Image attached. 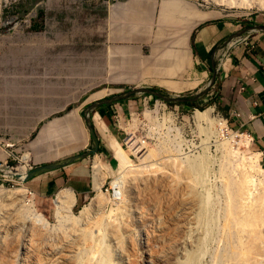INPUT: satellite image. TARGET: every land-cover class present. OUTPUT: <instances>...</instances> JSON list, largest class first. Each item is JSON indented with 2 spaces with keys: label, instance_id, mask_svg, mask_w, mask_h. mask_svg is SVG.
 <instances>
[{
  "label": "rangeland",
  "instance_id": "obj_1",
  "mask_svg": "<svg viewBox=\"0 0 264 264\" xmlns=\"http://www.w3.org/2000/svg\"><path fill=\"white\" fill-rule=\"evenodd\" d=\"M113 1L124 3L128 0ZM164 1L159 0L155 11L130 7L115 14L112 30L121 36L130 37L131 34L133 41L143 44H140L139 51L122 55L131 56L132 59L120 57L112 61L107 70L103 64L95 71L94 30L99 23V16L104 19L106 12L95 9L97 0H0V144L14 151L6 167L9 166L13 173H18L27 165L36 167L46 161L45 154L48 151L54 153L56 161L65 159L62 156L70 151L61 147L66 139L63 131L45 134L43 131L73 109L81 111L79 133L81 136V130L85 129L89 140L85 150L77 153L81 154L93 147L83 113L96 101L134 88H150L172 97L186 98L205 90L212 76L199 87L183 90L174 89L173 86L185 85L188 80L179 76L165 79L163 76L165 67L158 62L163 56L176 51V43L180 42L177 36L179 27L176 26L185 24L188 14L180 7L165 5ZM181 1L183 4H194L199 11H224L235 19L264 16V7L260 5L247 9L224 6L218 0ZM124 71L130 72L134 78L129 80L115 75ZM100 93L104 94L95 97ZM207 98L192 106L166 103L146 95L125 101L134 115L117 122L112 132L106 134L116 138L137 165L142 164L140 159L143 156L134 154L129 139L132 137L148 142L149 149L157 152L150 162H165L160 171L152 174L150 182L140 172L134 175L132 183L125 181L120 175V160L118 162L115 159L109 139L98 128L96 121L103 143L97 155L83 161L89 164L94 177L96 172L104 171L106 188L113 183L116 192L125 185V200L121 199V194L109 197L101 188L92 194L86 204L72 209V212L62 208L57 210L56 205L53 206L55 213L53 211L51 216L44 215L47 223L39 225L36 222L42 210L35 194H31L33 192L27 184L18 185L19 180L6 174L0 186L4 184L3 189L14 192L22 189L24 197L22 201H17L16 208L12 204L0 203V264H24L27 246H41L40 250L46 251L53 243L73 239L77 235L76 229L85 225L82 217L86 210L92 214L100 212L97 218H104L102 223L101 219H97L87 225L92 230L86 227V231H90V236L95 239L98 230L106 227L110 230L107 239L114 244L112 234L115 235L116 220L120 223L123 241L114 247L113 258L116 261L109 264H181L180 250L189 231L185 225L186 229L183 230L181 217L183 219L187 202L194 198L188 194L200 192H207L209 207L205 209L208 220L197 225L199 236L202 240L205 238L207 251L199 264H264V172L256 173L241 166L243 158L231 160V144H234L233 147L238 145L233 140L232 143L223 142V134V137H218L220 129L216 122H201L197 119L198 112L209 109H213L214 119H227ZM69 106L72 109L69 110ZM233 133L239 132L229 121L227 139ZM242 149L247 157L255 153L250 145ZM26 157L29 158L27 162ZM98 159L107 166L101 172L97 167ZM260 164L264 169L261 156ZM195 166L206 168L207 176L203 181L207 180L208 189L205 192L193 174ZM233 170L238 178L247 172L255 180L254 194L245 210H241L237 199H234V180L229 175ZM190 185L191 189L188 188ZM105 195L113 201L109 202ZM198 205L193 207L196 213L198 209H204ZM5 213L12 215L5 217ZM170 214L180 222L173 224L164 234L154 231ZM142 217L147 219L145 224L139 221ZM21 218L26 221L22 223ZM74 219L78 221L74 222ZM150 228V254L153 250L161 251L165 244L170 249L158 253L153 263L144 251L147 242L144 233L148 234ZM201 228L209 237L204 235ZM135 231L140 236L136 237ZM132 241L137 245V251L131 250ZM99 244L101 246V242ZM83 245L81 253L75 254L78 261L70 264L79 263L82 256H87L88 246ZM33 261L30 258L29 263L33 264Z\"/></svg>",
  "mask_w": 264,
  "mask_h": 264
},
{
  "label": "crops",
  "instance_id": "obj_2",
  "mask_svg": "<svg viewBox=\"0 0 264 264\" xmlns=\"http://www.w3.org/2000/svg\"><path fill=\"white\" fill-rule=\"evenodd\" d=\"M164 3L167 6L180 7L188 12L186 23L176 26L179 27L177 36L180 40L176 43V51H172L174 54H170L171 56H163L158 62L165 67L166 72L163 74L165 79L179 76L189 81L182 86H173L174 89L183 90L201 86L208 77L213 75L212 55L217 47L225 45L231 36L246 28L247 24L249 26L254 24L264 26V16L235 19L234 16L225 14L224 11H199L190 2L183 4L181 0H165ZM158 5L159 0H128L124 3H114L113 0H97L95 9L106 12L104 19L99 16V23L94 30L95 71H98L103 64L107 70L112 61H117L120 57L126 60L132 59L131 56L122 55L139 51L140 44H143L141 41H133L131 34L130 37L128 35L121 36L112 30L115 14L130 7L138 8L141 11H155ZM251 38L256 44L252 51H247L243 45L235 43L236 39L217 52L215 57L217 80L207 99L221 110V113L229 119L237 132L249 139L245 148L250 145V148L255 152L253 156H261L264 161V32H253ZM115 75L129 80L134 78L127 71ZM122 79L118 78V80ZM103 94L100 93L95 97H100ZM70 107L72 106H69L68 109ZM130 110L131 107L127 106L124 101L115 106L101 107L92 113L91 117L100 139V146L103 143V137L97 131L96 121L98 120V128L103 133H111L117 122L125 121L134 115ZM80 120L81 111L73 109L64 118L55 120L43 131L44 134L50 131H63L66 139L61 147L68 148L70 151L62 156L66 157L65 159L77 155L89 145L85 129L81 130L80 136L78 129ZM107 137L114 150L115 159L119 162L118 155L120 148L123 147L113 136L107 135ZM41 147H43L42 144ZM7 148L0 144V181L6 177L4 168L14 153L13 150H7ZM124 152L127 155L125 150ZM45 155L46 161H43L41 165L59 162L55 160L54 153L48 151ZM97 162L103 164L101 159H98ZM25 168L34 167L27 165ZM19 171L22 172L23 169ZM103 173L104 171L96 172L94 177L89 164L83 161L38 176L26 184L35 194L42 214L51 216L55 205L58 210L61 209L59 207L61 204L72 205V209L86 204L92 194L104 186L107 177L104 178Z\"/></svg>",
  "mask_w": 264,
  "mask_h": 264
},
{
  "label": "bare ground",
  "instance_id": "obj_3",
  "mask_svg": "<svg viewBox=\"0 0 264 264\" xmlns=\"http://www.w3.org/2000/svg\"><path fill=\"white\" fill-rule=\"evenodd\" d=\"M218 1L220 2L221 5H224V6L227 5V6L247 8V9H252L254 5H260L261 7H264V0H218ZM212 112H213V109H209L205 112H198V113L196 112L197 113L196 117L201 122L202 121L203 122H210V121L216 122L220 129L218 137L220 138L223 137L222 136L223 134L224 135V138L222 139L223 142L232 143V140H233L238 145V147L237 146L233 147L234 144H231L232 147H230V159L235 160L238 157L243 158V161H241L242 163L240 164L241 166L243 165L246 168L248 167L249 169H251L252 171H255L256 173L264 172V169L262 168L260 164L259 156L247 157L246 155H244V153H242L243 152L242 147H246L248 145L249 139L247 137H244V135L239 137L235 133H233V136L231 138L227 139L226 137V131H228L227 122L223 119H214L212 116ZM238 137L241 139L236 140V138ZM131 142H133V145H134L138 143V140H135L134 138H132V141H130V143ZM204 143L206 144V142ZM156 153L157 152L155 150L149 149V146H147V151L144 153V155H142L143 158L140 159L142 164L137 165L129 156H127L128 154L127 155L125 154L123 148H120V154L118 155L119 156L118 158L121 163L120 165L122 167L120 175L123 176V178H125V181H127V183L129 184L133 182L134 175L140 172L141 174L147 176V182H150L151 180L150 177L152 176V174H154L157 171H160L162 166L165 164L163 160H157L155 162H150V159L154 158L156 156ZM28 159L29 158L26 157L25 161L27 162ZM97 165H98L97 167L99 168V172L104 170L105 168L104 164H102L101 162H98ZM238 168H240L239 165H238ZM22 169L23 171L22 172L18 171V173L22 176V178H25L28 170L25 167H23ZM193 171H194L193 174L196 176V180L200 181L201 188L204 190V192L205 190L207 191L208 189L207 180L203 181L207 176L206 168L203 166V169H202V167L199 168L198 166H195V169ZM6 174L13 175L14 173L10 169H7ZM229 175H230V179L234 180V182H232L234 184V189H235L234 199H237L240 209L245 210L248 207L249 202L251 201V197L254 194L253 192V188L255 186L254 177H252V175L248 174L247 172L245 173L243 172L242 177L238 178L235 176L234 170L231 171ZM188 188L191 189L192 186L190 185L188 186ZM99 190H101V187L99 188ZM23 193L24 192L22 189L14 192V191H7L3 189V187L0 186V203L12 204V205H15V208H16L18 206L17 201H22L24 197ZM205 193L200 192L196 194L194 193L188 194L190 196H193L194 198H191L187 202V204L184 207L185 212L183 214L184 215L183 219L181 217V220H182L181 223L183 226V230H185L186 227L189 228L187 237L183 239V246H182L183 248L182 250H180L181 252H180L179 258L181 257V260H182L181 264H199L201 263V260L203 259L204 255L206 254L205 252H207L205 250V245H206L205 238L202 240V238L199 236L200 234L197 228V225L199 224V222L205 223L208 220L207 211L205 209L208 210L209 199L207 198V192ZM120 194H121V199L125 200L126 199L125 185L121 187V191H116L114 196L117 197ZM105 196H106L105 198L109 202L113 201V199L109 198L107 195ZM202 199L204 202H202ZM197 204L202 205V208L204 209H201V210L198 209L199 211L196 213L195 211H193V207L196 206ZM59 207L62 208L63 210H66L67 212H72V205L61 204L59 205ZM99 213L100 212L96 214L94 213L92 214L90 210H86L83 213V217H82L84 219L83 221L85 225H83L79 229H76L78 230L77 235L74 236L73 239H69V240L66 239L64 240V242H61L59 244L53 243L51 246L48 247V250L46 251H41L40 250L41 246L37 248H34L31 245L29 247L27 246V248L25 249V257H24L25 263L30 264L29 260L30 258H33L34 259L33 264H70L74 261H78L76 260L75 254L77 252L81 253L82 243L88 246V249H87L88 252H86L87 256L85 258L83 256L81 257L82 259V261L80 260L81 263L75 262L73 264H109L111 261L112 262L116 261V259L113 258V255H114L113 251H115L114 247L118 246L123 241V234L121 232L120 223L117 222L116 220V224H115L116 227L114 226L115 235L114 233L112 234L114 244H112V242L108 241L107 239L109 237L108 232L110 230L106 227L98 230L99 234L96 239L94 236H90V233H89L90 231H86V227L89 230H92V227L89 228L87 225H89L94 220L101 219V223H102L104 218H97ZM10 215L12 214L5 213V217H8ZM102 216L103 215L101 214V217ZM171 216L172 215L170 214L167 217H165L162 225L160 227H155L154 231L164 234V232L166 230H169L173 224L180 222L179 219L177 222ZM21 219H22V223L26 221L24 218H21ZM37 219H38V222L36 223L39 225H44L45 223H47V220L45 219L42 213L38 214ZM146 220L147 219H145V217H142L140 218L139 221L142 224H145ZM73 221L76 222L78 220L74 219ZM184 225L186 227H184ZM201 229L204 232V235L209 237L208 236L209 234H207V232L205 233L203 228ZM150 230L151 228L149 229L148 234L144 233L147 235V242H146V246H144L145 247L144 251H145L146 257L149 258L153 263L158 253H164L170 249L168 248L169 246L165 244V247L161 251L156 252L153 250L152 254H150L151 252V249H149V246H150L149 241H151ZM134 233L136 237L140 236L138 232L135 231ZM159 240H161V238L158 239V241ZM100 242H101L102 247L99 244ZM132 242L134 243V241ZM70 247H75V248L70 249ZM131 250L137 251V245L135 243L131 245ZM32 254H34V256H32Z\"/></svg>",
  "mask_w": 264,
  "mask_h": 264
},
{
  "label": "water",
  "instance_id": "obj_4",
  "mask_svg": "<svg viewBox=\"0 0 264 264\" xmlns=\"http://www.w3.org/2000/svg\"><path fill=\"white\" fill-rule=\"evenodd\" d=\"M253 32H264V26L253 25V26H249L247 28H244L240 32L231 36L225 45H223L221 47H217L215 49V51L212 55L213 75H212V78H211L209 84L207 85V87L205 88V90L203 92L197 94L194 97L186 98V97H172L169 95H165L158 90H154V89H150V88H134V89H130L124 93L113 96L109 99L96 101L91 106H89L84 112L85 122L87 124L88 130L90 132L91 139L93 142L92 149L87 150L85 152H82L81 154L74 155L72 157H69V158L64 159L62 161H59V162L47 163V164H43V165L31 168L30 170H28L25 178H22V176L19 173H14L12 175V177L16 178L17 180H21L23 183L26 184L30 180H32L38 176L67 168L71 165H74V164L80 162V161H83V160L88 159V158L90 159L91 157L97 155L100 151V139H99V136L96 132L95 125L93 123L91 115L94 111L98 110L101 107L121 103L122 101L129 100L133 97H137L140 95L151 96V97H154L157 99H161L166 103H173V104H195V103H198L199 101L205 99L210 94L211 90L215 87V84H216L217 69H216V65H215V57H216L217 52L219 50H221L222 48H225L229 43L233 42L234 40H236V39H238L244 35L251 34ZM6 169H9V166L6 167Z\"/></svg>",
  "mask_w": 264,
  "mask_h": 264
},
{
  "label": "built area",
  "instance_id": "obj_5",
  "mask_svg": "<svg viewBox=\"0 0 264 264\" xmlns=\"http://www.w3.org/2000/svg\"><path fill=\"white\" fill-rule=\"evenodd\" d=\"M235 43H239V44L243 45L247 51H252L256 47V44L252 41L251 34H247V35H244V36L238 38ZM223 120H225L227 122V126H228L229 119L228 118L227 119L223 118ZM131 135H134V134H131ZM242 135L243 134H241V133H237V136H239V137L242 136ZM128 138H129V136H128ZM130 141H132V137L129 139V144H131V146H132L131 149L134 151V154L137 153V154L144 155V153L147 151V146H149L148 142L146 140L138 141L137 144L133 145V142L130 143ZM2 181H5V180H2ZM20 181L21 180L17 181L18 185H24V183L20 182ZM2 187H4V184H2ZM102 191L105 192L109 197L113 198V196L115 194L114 184L111 183L110 186L107 187V188L104 185L102 187ZM31 194L34 195V193H31Z\"/></svg>",
  "mask_w": 264,
  "mask_h": 264
},
{
  "label": "trees",
  "instance_id": "obj_6",
  "mask_svg": "<svg viewBox=\"0 0 264 264\" xmlns=\"http://www.w3.org/2000/svg\"><path fill=\"white\" fill-rule=\"evenodd\" d=\"M125 101H126V100H125ZM122 102H124V101H122ZM187 105L192 106V105H194V104H187ZM71 108H72V107H70L69 110H70Z\"/></svg>",
  "mask_w": 264,
  "mask_h": 264
}]
</instances>
